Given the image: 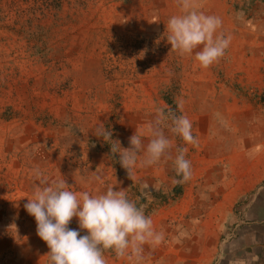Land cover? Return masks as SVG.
Here are the masks:
<instances>
[{
    "label": "rangeland",
    "instance_id": "obj_1",
    "mask_svg": "<svg viewBox=\"0 0 264 264\" xmlns=\"http://www.w3.org/2000/svg\"><path fill=\"white\" fill-rule=\"evenodd\" d=\"M37 1L2 0L0 264H47L50 250L24 207L39 183L32 174L37 168L77 193L96 195L114 185L143 205L165 236L156 248L144 246V264H264V182L245 204L212 214L234 179L227 157H253L264 144V0H195L205 14L221 18L220 31L231 37L224 57L207 69L195 53L180 56L167 41L178 0L84 6L71 0L43 46L30 39L42 29ZM173 83L176 109L163 97ZM157 108L185 115L198 146L165 129L171 158L130 179L110 144L130 147V137L154 121ZM101 123L113 140L94 134ZM179 147L188 148L192 165L184 183H175ZM237 161L246 171L245 158ZM69 227L79 228L77 218ZM104 256L106 264H131L112 251Z\"/></svg>",
    "mask_w": 264,
    "mask_h": 264
},
{
    "label": "clouds",
    "instance_id": "obj_2",
    "mask_svg": "<svg viewBox=\"0 0 264 264\" xmlns=\"http://www.w3.org/2000/svg\"><path fill=\"white\" fill-rule=\"evenodd\" d=\"M178 5L180 13L170 16L166 25L171 50L180 56L195 53V61L207 69L224 57L231 37L220 31L221 18L205 14L195 0H178ZM192 127L185 115L157 108L154 121L130 137V147H121L115 140L110 144L111 152L118 154L121 167L132 179L138 169L171 158L168 153L172 143L165 129L184 144L198 146ZM94 134L113 140L112 132L102 123L96 126ZM176 152L173 166L179 180L175 183L188 182L192 178L191 161L186 158L188 148L179 147ZM32 174L39 183L24 207L35 218L37 235L50 250L47 264H106V251L114 252L117 258H127L131 264H144V246L156 248L164 242V233L155 230L144 206H138L124 189L116 190L113 185L96 195L89 191L77 193L70 190L65 179L50 180L38 168ZM96 180L101 178L97 176ZM142 187L148 188V185ZM74 217L78 220V229L69 227ZM81 230H86V234L81 235Z\"/></svg>",
    "mask_w": 264,
    "mask_h": 264
},
{
    "label": "crops",
    "instance_id": "obj_3",
    "mask_svg": "<svg viewBox=\"0 0 264 264\" xmlns=\"http://www.w3.org/2000/svg\"><path fill=\"white\" fill-rule=\"evenodd\" d=\"M257 155L250 157L247 153H235L229 155L227 157L228 162L226 164L230 173L233 175L232 184L220 195V199L216 205L215 213L212 214H220L222 209H226L227 212H232L233 208L236 204L242 199L244 196L250 194V192L257 186H259L262 182H264V144L257 151ZM238 155V157H236ZM241 160V158H245L246 171H240L239 163L237 160ZM243 167H245L243 162ZM221 215V214H220ZM257 223V222H254ZM258 225L261 223H257Z\"/></svg>",
    "mask_w": 264,
    "mask_h": 264
},
{
    "label": "trees",
    "instance_id": "obj_4",
    "mask_svg": "<svg viewBox=\"0 0 264 264\" xmlns=\"http://www.w3.org/2000/svg\"><path fill=\"white\" fill-rule=\"evenodd\" d=\"M78 2L80 5H86L89 1L91 0H75ZM115 1H128V0H115ZM65 3H71V0H38L37 1V18L38 21L37 23L41 24L42 28L41 32L39 34H32L30 39L34 40L36 44L42 43V46L46 44L45 41H50V35L53 33V30H56V28L59 25V20H60V13L64 8ZM75 3L74 1L71 3ZM3 12H2V0H0V21L2 19ZM37 46V45H36ZM42 46H37V51L46 55L48 53L47 50H45V47ZM175 91V92H174ZM179 93V88L178 86L172 84V87L168 93H164V100L166 103L172 105V108L176 109V104L174 102V97L176 94ZM177 115H179L178 112L175 111ZM117 158V156H116ZM249 197V194L242 198L237 204L236 207L242 204H245L247 201V198Z\"/></svg>",
    "mask_w": 264,
    "mask_h": 264
}]
</instances>
